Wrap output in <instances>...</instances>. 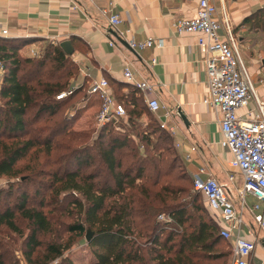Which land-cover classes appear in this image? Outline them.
Here are the masks:
<instances>
[{
    "label": "trees",
    "instance_id": "trees-1",
    "mask_svg": "<svg viewBox=\"0 0 264 264\" xmlns=\"http://www.w3.org/2000/svg\"><path fill=\"white\" fill-rule=\"evenodd\" d=\"M246 20L258 22L256 27L264 31V8ZM25 43L0 39L4 65L0 86V177L11 179L22 170L33 171L31 166L37 163L40 153L49 156L55 149L53 141L69 132L66 119L53 127L48 122L70 101L71 97L58 101L56 96L70 89V81L78 72L59 45L47 44L38 57L24 58L20 50ZM133 104V109L124 107L129 127L124 133H114L104 125L94 148L74 147L65 154L63 167L74 163V171L68 170L61 177L52 175V194L80 196L71 202L75 219L64 226L70 236L67 242L58 243V235L46 242L39 240L41 235L52 238L56 220L52 213L28 207L25 195L16 209L0 213V225L21 237L16 220L19 217L27 222L24 256L28 264H74L64 252L72 238L86 236L87 231L91 233L87 247L93 257L89 264H193L198 254L223 247V243L229 245L220 238L219 228L211 218L193 216L190 210L206 213L202 206L176 204L180 190L163 181H172L171 171L180 166L179 162L184 164L172 150L173 139L156 120L152 118L153 123L146 128L137 124L142 114L152 115L139 101ZM77 140V136L70 135L66 142L73 144ZM157 153L158 159L149 158ZM22 160L28 162L18 168ZM86 168H90L88 173H81ZM185 177L182 179L192 186L193 178L187 171ZM66 210L61 207V211ZM159 214L166 215L169 222L157 220ZM169 224L181 231L162 237ZM40 248L43 254L34 259ZM8 260L9 254L0 246V264H9Z\"/></svg>",
    "mask_w": 264,
    "mask_h": 264
},
{
    "label": "crops",
    "instance_id": "crops-1",
    "mask_svg": "<svg viewBox=\"0 0 264 264\" xmlns=\"http://www.w3.org/2000/svg\"><path fill=\"white\" fill-rule=\"evenodd\" d=\"M197 3L198 0H0V29L7 31V36L0 39L26 41L20 50L24 58H32L31 50H41L52 41L57 45L69 42L68 56L78 68L71 84L75 94L84 92L85 95L91 82L104 78L113 96L126 110L133 109V101H139L147 111L144 97L133 84L123 80L122 70L128 66L134 75V84L147 82L151 85L160 105L158 113L151 115L157 123L164 122L175 128L174 136L185 161L186 152L195 147L191 159L186 162L198 163L199 169L206 170L200 177H214L226 187L232 201L235 196L233 202L238 203L227 176L230 155L219 145L221 116L202 103L207 90L205 55L195 36H177L173 29L177 20L195 16ZM213 3L218 19L223 13L228 16L253 87L264 102V31L246 20L264 8V0H213ZM104 9L119 15L121 23L115 30L110 27L108 17L101 14ZM113 33L119 38L121 34L124 44ZM248 33L252 35L247 36ZM220 34H224L223 29ZM148 39L160 40L162 48L154 45L132 51L126 45L129 40L143 43ZM152 60H155L153 65ZM90 97L99 107L97 97ZM85 104L88 102L81 106ZM255 112V103L250 101L237 110V115L247 121ZM179 113L186 118L188 127ZM146 115L142 114L140 122L145 121ZM205 144L216 151L212 157L204 151L209 162L198 157L200 145ZM199 169L188 168L187 172L192 170L193 175H198ZM247 198L251 200L250 206L246 201L250 208L256 201ZM261 207L264 208V204ZM244 223L241 234L256 241L249 264H264V230L253 224L248 211L244 213Z\"/></svg>",
    "mask_w": 264,
    "mask_h": 264
},
{
    "label": "built area",
    "instance_id": "built-area-1",
    "mask_svg": "<svg viewBox=\"0 0 264 264\" xmlns=\"http://www.w3.org/2000/svg\"><path fill=\"white\" fill-rule=\"evenodd\" d=\"M245 1V0H236ZM103 16L108 17L109 25L116 29L120 17L113 14L110 9L101 10ZM213 0H198L196 14L190 19H179L173 29L177 36L193 35L196 43L205 55L204 65L207 76V90L202 100L208 109L220 114L219 120L221 139L219 145L226 149L230 155L228 163V181L234 188L238 203H234L229 191L214 177L207 175L205 169H199V174L193 177V190L204 199L205 206L212 220L219 228V236L226 241L231 249V264H249L251 255L255 250L256 241L243 236L242 227L244 213L248 211L253 224L259 230H264V102L258 97L253 87L251 77L241 58L236 37L233 34L228 16L223 13L218 19ZM224 30L221 35L220 31ZM7 31L0 29V37H6ZM121 38L122 35L119 34ZM56 46V41H52ZM132 51L149 49L152 46L162 48L160 40L148 39L138 43L127 41ZM36 50H31L32 57L37 56ZM155 60L151 61V65ZM4 65L0 59V86L3 82ZM123 80L133 84L135 89L144 97L147 111L156 115L160 105L154 96L153 89L147 82L134 84V75L128 66L122 70ZM73 93L69 89L58 96L62 100ZM88 94L97 97L99 109L95 116V123L103 127L112 121L126 119V110L110 91L106 79L93 81L89 85ZM254 101L256 112L247 121L241 120L237 110ZM160 128L170 136L175 135V128L168 127L166 123L159 122ZM180 147V145H176ZM195 147L186 152V161L191 159ZM246 197L256 202L248 208Z\"/></svg>",
    "mask_w": 264,
    "mask_h": 264
},
{
    "label": "rangeland",
    "instance_id": "rangeland-1",
    "mask_svg": "<svg viewBox=\"0 0 264 264\" xmlns=\"http://www.w3.org/2000/svg\"><path fill=\"white\" fill-rule=\"evenodd\" d=\"M261 21L262 20L260 19L258 20V22ZM258 22H252V26H256ZM248 34L249 35L247 36L252 35L251 33ZM44 47H42L41 50H37L36 52L38 54L33 58L38 57L39 54L43 52ZM71 81L70 85L73 83V81ZM72 87L74 86L70 87L71 90L73 89ZM74 91L75 89H73V92ZM83 93L84 92L75 95L74 93H72L70 96H68L71 97L70 101L60 110L59 114L56 117L52 118L48 122V125L51 127L57 126L65 119L68 123L67 127L69 132L67 133V135L59 136L53 141V146H55L53 152L49 156L45 155L43 152L40 153L39 159H37V163H34L31 166L33 171L22 170L20 175L12 179L5 176L0 177V191H2V193L0 194V213L7 209H16V206L20 203L22 195H25V197L27 198L28 207L41 210L44 213H52V216L56 220L55 226L53 228L54 233L52 238H50L49 235L39 236V240L43 242H46L49 239H54L56 235H58V243H65L68 241L70 236L66 234L64 226L72 223L73 219H75L76 211L74 210L73 206H71V202L73 201V199L80 197L78 193L73 194L72 197L66 196L65 193H61L59 195L52 194L51 191L55 188L52 175L57 173V176L61 177L68 170L74 171L76 168L74 166V163L68 164L66 166V169L65 167H63L66 162V160L63 159L65 154L73 151V149H75L74 147L94 148L96 139L99 135V131L102 128L98 127L95 123V116L99 107L97 106V109L96 103H94L93 99H91L88 94V89L85 92V95ZM86 96H89V98H87ZM86 102H88L87 105L85 104L81 106V104H84ZM152 118L156 120L155 117L146 115L145 121L137 122V124L140 123L142 126L140 124L139 125L142 128H146L147 125L153 123ZM107 125H109L108 129L112 130L114 133L119 134L124 133L125 128H129L126 119L112 121ZM70 135H75L78 137V140L73 144H69L66 142V139ZM175 137L176 136H171V138L173 139L172 150L181 159L180 161H182L184 165L182 166L181 162H179L180 166L174 167L173 171H171L172 181L165 179L163 183L169 182L170 187L174 188L175 190H180L178 193H176V204L186 205L188 207H195L198 205L202 206L205 209V214L196 210H190L191 212H193V216L195 218L204 217L205 220H208L207 218L212 219L205 206L204 199L201 197V195L194 192L191 183L189 184L187 180L182 179L186 178L185 173L188 168L198 170L200 165L195 162L188 163L185 161L184 156L181 155V151L175 146L177 144V140L175 139ZM198 150L200 151V153H198V157L202 160L205 159V161L208 162L209 158L204 157V151H207L209 157H212L216 153L214 148L208 144H205L204 146L200 145V149ZM142 153H144L143 149ZM158 155L159 154L157 153L155 154V156H149V158L153 159L152 157H156L155 159H158ZM44 160H46V162H44ZM56 161L60 162L58 164H55ZM168 161H170V159H168ZM27 162L28 160H22L17 164V167L23 168L27 164ZM89 170L90 168H86L81 173L86 174ZM189 175L192 178L194 177L192 170H190ZM234 199H236L235 196L233 198V201ZM246 201L248 206H250L251 200L247 198ZM45 206H47V208H45ZM61 207L67 210L65 212L61 211ZM157 220L162 223L169 222V219L164 214H159L157 216ZM16 226L19 231L22 232L23 237L14 232L8 231L3 225H0V246L3 247V251L9 254V264H28L24 256L27 244L26 237L29 233L28 224L18 217L16 220ZM178 231L180 232L181 230L172 227L170 224L166 225L165 232L162 237L167 236V233H175ZM141 241L144 243L146 239H141ZM223 245V247L214 248L209 253L198 254V258L194 261L193 264H231L230 247L225 243H223ZM43 252V248L38 249L33 255V258L35 259V257L43 254ZM64 255L71 257L74 264H89L93 259L92 251L87 247L85 235L82 237L75 236L74 238H72V243L69 249L64 252Z\"/></svg>",
    "mask_w": 264,
    "mask_h": 264
},
{
    "label": "water",
    "instance_id": "water-1",
    "mask_svg": "<svg viewBox=\"0 0 264 264\" xmlns=\"http://www.w3.org/2000/svg\"><path fill=\"white\" fill-rule=\"evenodd\" d=\"M114 37L116 39H118V41H120L121 43H123L122 39L119 38L115 33H113ZM124 44V43H123ZM127 45V43H126ZM59 46L62 48V50L67 54V55H70V52L68 51V47L70 46V43L69 42H63L61 44H59ZM128 46V45H127ZM179 116H180V119L182 120L183 124L188 127V122L186 120V118L181 114L179 113ZM90 236H91V233L89 231H87L86 233V236H85V240L86 242L88 243L89 240H90Z\"/></svg>",
    "mask_w": 264,
    "mask_h": 264
}]
</instances>
